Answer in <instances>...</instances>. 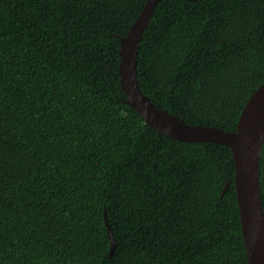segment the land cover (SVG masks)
I'll return each mask as SVG.
<instances>
[{"label":"trees","instance_id":"1","mask_svg":"<svg viewBox=\"0 0 264 264\" xmlns=\"http://www.w3.org/2000/svg\"><path fill=\"white\" fill-rule=\"evenodd\" d=\"M146 2L0 0V264H248L230 147L127 103L121 38ZM137 77L156 107L235 130L264 83V0H159Z\"/></svg>","mask_w":264,"mask_h":264},{"label":"water","instance_id":"2","mask_svg":"<svg viewBox=\"0 0 264 264\" xmlns=\"http://www.w3.org/2000/svg\"><path fill=\"white\" fill-rule=\"evenodd\" d=\"M158 1L147 0L128 34L121 38L119 73L122 88L128 96L127 103L136 108L145 122L159 134L184 142L209 141L230 147L235 162V188L247 263L264 264V208L260 182L264 144V83L247 101L233 131L189 124L166 109L156 107L139 87L137 64L140 40ZM228 185L223 188L222 196ZM105 221L112 243V255L116 242L106 213Z\"/></svg>","mask_w":264,"mask_h":264},{"label":"flooded vegetation","instance_id":"3","mask_svg":"<svg viewBox=\"0 0 264 264\" xmlns=\"http://www.w3.org/2000/svg\"><path fill=\"white\" fill-rule=\"evenodd\" d=\"M260 180H261V186L264 189V159H263V165L260 166Z\"/></svg>","mask_w":264,"mask_h":264},{"label":"rangeland","instance_id":"4","mask_svg":"<svg viewBox=\"0 0 264 264\" xmlns=\"http://www.w3.org/2000/svg\"><path fill=\"white\" fill-rule=\"evenodd\" d=\"M260 182H261V180H260Z\"/></svg>","mask_w":264,"mask_h":264}]
</instances>
